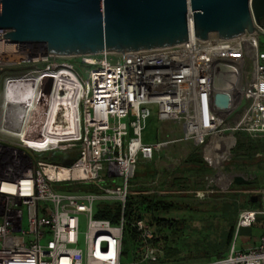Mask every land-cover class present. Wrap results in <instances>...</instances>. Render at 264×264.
<instances>
[{
	"label": "built area",
	"instance_id": "built-area-1",
	"mask_svg": "<svg viewBox=\"0 0 264 264\" xmlns=\"http://www.w3.org/2000/svg\"><path fill=\"white\" fill-rule=\"evenodd\" d=\"M257 29L229 40L76 57L1 38L0 264H172L151 220L130 222L134 235L125 237L127 196L142 194L132 185L136 166L190 144L217 171L209 183H230L232 175L220 172L231 159L230 139L239 132L264 138V29ZM225 67L236 70V84L217 90ZM15 91L26 100H13ZM58 92L77 100L76 134L69 140L46 132ZM153 108L165 138L145 144L141 135ZM35 126L38 144L28 139ZM106 178L121 184L104 188ZM97 203L119 206L118 223L94 218ZM261 215L264 209L240 210L226 253L181 264H264V234L255 247L235 248L239 231ZM79 217L85 220L81 242ZM126 239L129 263L123 262Z\"/></svg>",
	"mask_w": 264,
	"mask_h": 264
},
{
	"label": "water",
	"instance_id": "water-1",
	"mask_svg": "<svg viewBox=\"0 0 264 264\" xmlns=\"http://www.w3.org/2000/svg\"><path fill=\"white\" fill-rule=\"evenodd\" d=\"M257 28L264 29V0H0V31H7L0 39L39 44L49 56L124 54L229 40L258 33ZM236 81V70L225 67L214 88L232 90ZM232 183L251 184L239 175Z\"/></svg>",
	"mask_w": 264,
	"mask_h": 264
},
{
	"label": "rangeland",
	"instance_id": "rangeland-1",
	"mask_svg": "<svg viewBox=\"0 0 264 264\" xmlns=\"http://www.w3.org/2000/svg\"><path fill=\"white\" fill-rule=\"evenodd\" d=\"M260 50H264V36H260ZM155 113L153 108L141 135L145 144H154L159 139L165 138L162 133L160 134L162 126L157 121ZM242 145L247 146L242 148ZM229 152L231 159L220 172L243 177L251 182L246 185L248 187L235 185L232 179L229 184L223 186L209 183L211 178L213 181L216 180L217 171H214L204 160V150L193 149L190 144L178 143L169 150L161 151L151 162H140L136 166L137 174L132 180L134 190L140 191L143 195H150L151 191L176 192L166 195L163 199L184 205L189 210L158 215L159 218L167 220L186 221V230L174 243L167 233L160 232L161 242L163 243V238L167 237L168 243L164 245L178 251L173 257V262H176L173 264L207 261L219 252H227L234 240V227L239 211L247 208L249 204L255 209L260 207L259 202L249 203V199L252 196L256 197L257 190H264V138L251 139L244 133H236L230 139ZM190 153L197 156L196 162H185ZM187 171L190 173L187 174ZM120 184L119 178H106L102 187L116 188ZM257 197L258 200L259 196ZM97 207L98 203L94 205L95 212ZM232 226V239L228 244V233ZM84 229L85 220L79 217L80 242ZM262 232L264 229H260L256 224L246 231L240 230L235 238V248L239 249L243 246L242 242H247ZM124 250L126 256L123 262L129 263L131 262L130 243L127 239Z\"/></svg>",
	"mask_w": 264,
	"mask_h": 264
},
{
	"label": "trees",
	"instance_id": "trees-1",
	"mask_svg": "<svg viewBox=\"0 0 264 264\" xmlns=\"http://www.w3.org/2000/svg\"><path fill=\"white\" fill-rule=\"evenodd\" d=\"M247 145H242L241 147L244 148ZM190 156L186 159L185 162H196L197 156L194 153H190ZM243 187H248L246 185H241ZM89 189L90 188H84ZM92 190V189H91ZM165 197V196H164ZM164 197L156 196V195H129L127 196L125 202V208L123 211V219L126 223L124 228L125 237L127 239L133 237L134 230L129 225L130 222L137 220V219H146L151 220L155 223L156 228L158 229L159 233H167L172 240L171 242L174 243L176 239H179L181 233L186 230V221L184 220H167L163 218H159L158 215H164L172 211H189L188 208L184 205L179 203H175L174 201H167L164 200ZM121 217L120 207L117 205L108 206V205H100L97 207L95 212L94 218L96 219H104L108 220L112 224H117ZM232 232L233 226L230 227L228 233V244L232 239ZM169 237V238H170ZM163 243H168L167 237L163 238ZM170 241V240H169ZM165 247V258L170 261L172 264L176 263L173 262V257L178 254V251L175 248H170L164 245ZM167 247V248H166ZM225 252H219L216 255L212 256V258L222 256Z\"/></svg>",
	"mask_w": 264,
	"mask_h": 264
},
{
	"label": "bare ground",
	"instance_id": "bare-ground-1",
	"mask_svg": "<svg viewBox=\"0 0 264 264\" xmlns=\"http://www.w3.org/2000/svg\"><path fill=\"white\" fill-rule=\"evenodd\" d=\"M16 92V91H15ZM67 93V92H66ZM10 97L16 101L26 100L25 95H20L16 92L15 94H10ZM44 101V99L42 100ZM77 105V100L75 97L69 95V93L58 92L55 96L51 98L50 110L48 117V127L46 132L52 136L54 139L69 140L73 138L76 134L75 128V107ZM39 129L37 126L32 128L30 136V143L38 144L40 141ZM55 135V137H54ZM42 145V144H40Z\"/></svg>",
	"mask_w": 264,
	"mask_h": 264
},
{
	"label": "crops",
	"instance_id": "crops-1",
	"mask_svg": "<svg viewBox=\"0 0 264 264\" xmlns=\"http://www.w3.org/2000/svg\"><path fill=\"white\" fill-rule=\"evenodd\" d=\"M161 129H162V127H161ZM161 131V130H160ZM190 155H188V157H189ZM187 157V158H188ZM186 158V159H187ZM155 159V158H154ZM157 159V158H156ZM186 161V160H185ZM193 166H196V164H192ZM183 166H185V165H183ZM198 167H200V165L198 166ZM190 172L189 171H187V174H189ZM136 169H135V176H136ZM184 177V176H183ZM183 177H179V178H183ZM175 185H177V184H175ZM176 188H177V186H175ZM167 194L166 195H168V194H171V193H176V192H173V191H165ZM256 193H257V195H256V197H255V199H257L258 197L257 196H259V199L258 200H256L255 202H259V204H260V207L259 208H256L257 210H263L264 209V190H262V189H260V190H257L256 191ZM165 195V196H166ZM252 198H254V196H252L250 199H252ZM250 199H249V203H255V202H251L250 201ZM247 208H252V209H255V208H253V207H251L250 206V204L247 206ZM255 224L257 225V226H259V228L260 229H264V215H261V216H258V218L256 219V222H255ZM241 230H244V231H246L247 230V228H243V229H241ZM240 232V231H239ZM239 234V233H238ZM262 234H264V232H262L261 234H259L257 237H255V238H253V239H251V240H249V241H247V242H242V247H240L238 250H247V249H250V248H252V247H255V246H257L258 245V239H259V237L262 235ZM246 235V234H245ZM243 237H244V233H243ZM246 238V237H245ZM244 238V239H245ZM163 245H164V243H163ZM226 253V252H225ZM198 262H202V261H198ZM171 263V262H170Z\"/></svg>",
	"mask_w": 264,
	"mask_h": 264
}]
</instances>
